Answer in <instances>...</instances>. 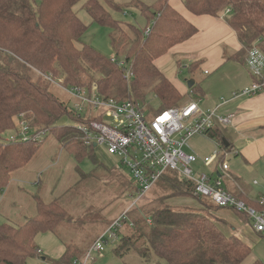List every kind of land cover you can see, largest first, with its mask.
I'll return each mask as SVG.
<instances>
[{"label":"trees","instance_id":"16d2710c","mask_svg":"<svg viewBox=\"0 0 264 264\" xmlns=\"http://www.w3.org/2000/svg\"><path fill=\"white\" fill-rule=\"evenodd\" d=\"M82 1H85L82 8L93 22L112 30L111 45L130 64L132 80H126L123 70L108 58L80 42L88 29L75 11ZM184 3L197 16L218 18L229 10L226 21L238 35L242 55L264 39V0ZM132 4L146 18L147 26L156 20L147 38L144 37L147 27H125L112 17L105 6L120 11L115 0H0V194L9 186L13 174L25 168L43 145L1 142L14 128V118L21 115L33 129L49 130V135L78 162L90 157L94 164H99L82 135L74 127L59 123L63 118L80 121L69 110V103L51 91L48 77L62 80L66 88H91L97 84L106 97L141 105L150 89L161 104L156 114L179 108L190 100L181 104L187 96L181 95L159 71L155 60L196 35V27L172 9L168 0H159L150 7L141 0H132ZM212 138L223 141L228 149L220 131ZM162 182L170 185L172 191L176 189L179 196L195 197L192 185L173 173L164 175L159 183ZM33 199L36 214L24 224L0 223V264H27L29 258L39 257L40 249L35 244L38 234H59L64 220L62 205L58 200L45 204L38 195ZM197 201L207 213L179 212L165 206L147 216L151 225L147 224V217H137L132 222V234L123 237L115 256L122 259L134 252L146 264H241L251 248L235 235L229 221L219 216L225 210L202 199ZM255 209L264 212V203ZM246 224L251 225L248 220ZM72 247H67L56 264H73V260L87 252L73 253Z\"/></svg>","mask_w":264,"mask_h":264},{"label":"built area","instance_id":"2783aa9c","mask_svg":"<svg viewBox=\"0 0 264 264\" xmlns=\"http://www.w3.org/2000/svg\"><path fill=\"white\" fill-rule=\"evenodd\" d=\"M155 21L145 29V38L150 36ZM109 60L123 70L126 80L134 78L125 57L116 54ZM246 65L254 79L252 84L235 92L217 107L203 110L199 101L190 99L179 108L166 109L155 115H148L149 111L141 104L104 96L97 84L91 88L70 89L63 86L62 80L48 77L47 81L66 90L72 99L69 110L80 121L74 128L82 135L84 144L92 150L103 147L119 160L121 167L130 175L138 199L146 196L164 175L173 173L192 185L196 198L245 216L255 231L264 236V212L249 206L225 186L224 177L229 172L228 160L233 153L224 146L223 141L212 138L213 134L231 125L236 118L235 112L223 109L226 104L239 97H254L264 91V52L257 45L248 51ZM20 120L21 124L14 123L15 135H5L1 142L40 144L46 141L49 130L33 129L26 118ZM196 137L215 141V151L205 157L202 163L206 167L218 163L217 174L208 175L195 169L199 157L187 149ZM260 202L264 203V198ZM125 222H129L127 214L115 220L83 257L73 260V264H93L103 258L108 249L121 244ZM147 224L151 225V220H147ZM130 227H134L132 222ZM38 254L42 256V251L39 250ZM39 264L43 263L40 261Z\"/></svg>","mask_w":264,"mask_h":264},{"label":"rangeland","instance_id":"374dc122","mask_svg":"<svg viewBox=\"0 0 264 264\" xmlns=\"http://www.w3.org/2000/svg\"><path fill=\"white\" fill-rule=\"evenodd\" d=\"M115 1L121 8L120 11L113 10L108 5L105 6L115 20L123 22L125 27L128 25L139 29L147 27L140 10L132 4V0ZM141 1L145 6L150 7L157 0ZM84 2L75 7L78 17L88 27L80 42L111 59L116 55L110 41L112 30L93 22L82 8ZM257 44V42L254 43V45ZM120 55L124 56L122 53ZM188 77L189 74L184 75V81ZM51 91L67 103L72 100L66 90L57 85H51ZM147 92L146 102L142 106L149 111L148 115H154L161 109V104L156 96L150 93V89ZM187 100L188 98L181 104ZM22 118L25 116L15 117L13 124L15 122L21 124L19 122ZM59 123L68 127L78 126V122L69 118H63ZM10 135H15V126L6 134V136ZM202 143L206 148L210 146V143ZM92 156L99 164H94L90 157L78 162L74 155L62 148L54 136L49 135L36 151L32 161L13 174L6 188L8 192L4 191V196H0V223L20 226L35 216L36 207L33 198L36 195L45 204L58 200L64 210V220L58 229L59 234L57 236L50 232L38 234L35 244L42 251V256L29 258L27 264H39L40 261L43 264H56L70 245H73V253L80 251L85 253L98 235L105 232L124 214H127L129 222L122 228V237L132 234L133 228L130 227V222L135 221L137 217L146 218L161 207L169 206L179 212L208 211L197 201L199 198L179 196L177 190L172 188V191L171 186L165 182L156 184L146 196L138 199L136 189L133 183H130L129 173L121 167L116 157L108 154L103 147L94 149ZM21 189L26 190L24 194L18 193L22 192ZM206 201L210 204L208 200ZM204 213L207 212L204 211ZM236 214L234 211L225 210L219 216L228 221L234 219L243 223L247 222V218ZM119 245L108 249L103 258L93 264H146L134 252L122 259L117 258L114 252Z\"/></svg>","mask_w":264,"mask_h":264},{"label":"crops","instance_id":"0c3cea01","mask_svg":"<svg viewBox=\"0 0 264 264\" xmlns=\"http://www.w3.org/2000/svg\"><path fill=\"white\" fill-rule=\"evenodd\" d=\"M184 2L168 0L172 9L196 27L197 34L156 59L155 66L181 95L188 99L192 97L199 101L203 110H208L252 84L254 79L246 65L248 51L241 54L238 35L226 21L230 14H227V10L218 18L197 16L188 11ZM142 17L148 24L146 18ZM257 46L264 51V39ZM186 74L189 77L184 81L183 76ZM188 82L193 83V86L190 87ZM223 109L236 113L233 123L220 131L228 150L233 153L228 160L229 172L224 177L225 186L249 206L260 208L263 204L260 200L264 198V91L254 97L232 100ZM202 142L210 143V146L206 148ZM215 149V141L207 137H196L190 142L187 151L199 157L196 170L208 175L217 172L218 163L211 167L202 163ZM21 190L19 194L26 191ZM0 196L3 197V193ZM247 220L251 225L234 219L229 221L235 235L251 248L250 254L241 264H264V236L257 233L251 221Z\"/></svg>","mask_w":264,"mask_h":264},{"label":"water","instance_id":"95a60500","mask_svg":"<svg viewBox=\"0 0 264 264\" xmlns=\"http://www.w3.org/2000/svg\"><path fill=\"white\" fill-rule=\"evenodd\" d=\"M189 86L192 87L193 86V83H189Z\"/></svg>","mask_w":264,"mask_h":264}]
</instances>
